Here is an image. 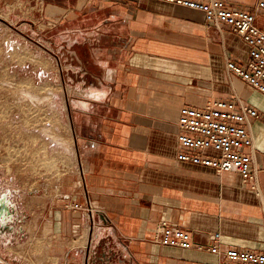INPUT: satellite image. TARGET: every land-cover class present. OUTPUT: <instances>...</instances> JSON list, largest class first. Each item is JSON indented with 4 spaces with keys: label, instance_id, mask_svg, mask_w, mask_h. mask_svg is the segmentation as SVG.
<instances>
[{
    "label": "crops",
    "instance_id": "crops-1",
    "mask_svg": "<svg viewBox=\"0 0 264 264\" xmlns=\"http://www.w3.org/2000/svg\"><path fill=\"white\" fill-rule=\"evenodd\" d=\"M223 1L253 9L259 0ZM36 4L53 27L80 17L92 28L95 15V25L115 24L122 34L117 49L102 53L76 38L67 69L39 57L46 62L38 66L41 84L53 95L39 106L55 115L32 132L61 162L52 180L34 178L36 189L10 175L14 214L0 253L11 264H220L208 250L213 245L264 252V95L226 69L228 60L244 64L246 43L223 25H208L199 11L163 2ZM220 99L261 115L247 125L254 189L238 173L176 160L180 110ZM5 163L0 170L18 168ZM160 222L188 231L192 247L159 244Z\"/></svg>",
    "mask_w": 264,
    "mask_h": 264
},
{
    "label": "rangeland",
    "instance_id": "rangeland-1",
    "mask_svg": "<svg viewBox=\"0 0 264 264\" xmlns=\"http://www.w3.org/2000/svg\"><path fill=\"white\" fill-rule=\"evenodd\" d=\"M36 5V0H0V165L5 161V165L18 167L0 170V192L3 193L11 187V174L17 176L20 184L30 181V188L36 189L34 178L44 175L52 180L61 162L59 155L50 151L51 144L32 132L44 120L52 122L55 115L52 107L48 113L39 106L44 97L49 100L53 97L52 90L41 84L38 66L46 62L39 57H54L67 69L68 54L73 51L70 44L76 38H86L94 53H102L108 48L117 49L122 34L121 27L115 24L109 26L98 21L95 25V15L92 28L86 29L80 17L71 26L53 27L43 6ZM67 77L66 74V82ZM60 93L67 98V91L65 96L63 91ZM4 174L9 181L2 179ZM5 244L0 239V247ZM0 264H11L3 253H0Z\"/></svg>",
    "mask_w": 264,
    "mask_h": 264
},
{
    "label": "built area",
    "instance_id": "built-area-1",
    "mask_svg": "<svg viewBox=\"0 0 264 264\" xmlns=\"http://www.w3.org/2000/svg\"><path fill=\"white\" fill-rule=\"evenodd\" d=\"M199 11L208 25H223L238 35L248 47L244 64L228 60L226 69L251 89L264 95V0L253 9L235 7L223 0H152ZM251 106L237 107L234 101L213 100L201 108L184 107L177 120L176 160L210 168L217 174L234 172L253 184L255 172L250 154L252 146L249 120H260ZM4 193L1 191L0 195ZM72 211L91 212L89 205L65 203ZM156 241L162 246L189 249L192 238L188 231L166 222L156 226ZM218 238V235H215ZM221 256L220 264H264V252L225 248L208 249Z\"/></svg>",
    "mask_w": 264,
    "mask_h": 264
},
{
    "label": "bare ground",
    "instance_id": "bare-ground-1",
    "mask_svg": "<svg viewBox=\"0 0 264 264\" xmlns=\"http://www.w3.org/2000/svg\"><path fill=\"white\" fill-rule=\"evenodd\" d=\"M52 140V139H51ZM53 145V144H52ZM54 146V145H53ZM8 188V187H7ZM8 194V192H5L2 196L0 195V203L4 202L5 201V204L6 205H9V206H12L10 201H9V198L6 196ZM13 208V207H12ZM13 221V217L12 216H7V215H2L0 217V239L1 240H6L8 238V231L7 230H3L5 228L9 229V226L8 224ZM10 231V230H9Z\"/></svg>",
    "mask_w": 264,
    "mask_h": 264
},
{
    "label": "water",
    "instance_id": "water-1",
    "mask_svg": "<svg viewBox=\"0 0 264 264\" xmlns=\"http://www.w3.org/2000/svg\"><path fill=\"white\" fill-rule=\"evenodd\" d=\"M11 209V210H10ZM12 216L13 210L12 207L5 204V201L0 203V217L2 215Z\"/></svg>",
    "mask_w": 264,
    "mask_h": 264
}]
</instances>
